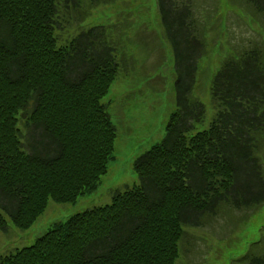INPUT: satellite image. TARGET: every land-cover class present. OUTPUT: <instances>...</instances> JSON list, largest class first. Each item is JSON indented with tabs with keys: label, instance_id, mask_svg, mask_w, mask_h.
<instances>
[{
	"label": "trees",
	"instance_id": "1",
	"mask_svg": "<svg viewBox=\"0 0 264 264\" xmlns=\"http://www.w3.org/2000/svg\"><path fill=\"white\" fill-rule=\"evenodd\" d=\"M113 1L0 0V207L18 229L48 199L94 190L113 158L117 127L102 99L130 53L118 51L113 25L82 26ZM246 2L264 13V0ZM157 5L173 51L176 109L162 140L133 162L140 183L54 223L0 264H176L184 226L230 209L249 210L248 218L264 205V40L223 60L210 82L213 118L190 134L205 114L192 95L204 19H195L191 0ZM242 259L264 264V229Z\"/></svg>",
	"mask_w": 264,
	"mask_h": 264
},
{
	"label": "rangeland",
	"instance_id": "2",
	"mask_svg": "<svg viewBox=\"0 0 264 264\" xmlns=\"http://www.w3.org/2000/svg\"><path fill=\"white\" fill-rule=\"evenodd\" d=\"M193 16L204 21V52L198 60L192 95L205 106L202 122L190 134L208 127L214 115L210 82L233 48L250 47L264 40V13L255 12L247 0H191ZM105 24L119 44L122 55L130 53L127 67L113 81L102 101L108 104L117 127L113 158L100 176L97 187L71 202L48 199L46 208L26 229L11 222L0 207L6 226L0 229V255L30 245L56 222L94 206L108 204L115 190L139 184L133 162L166 133L170 114L176 109L175 65L172 46L164 36L157 0H114L98 4L82 23ZM122 37V40H120ZM128 57V55H127ZM129 66V69L127 70ZM20 124V123H19ZM150 196L155 193L149 191ZM230 209L205 219L200 227L184 226L176 264H243L250 242L264 229V205L254 211Z\"/></svg>",
	"mask_w": 264,
	"mask_h": 264
}]
</instances>
